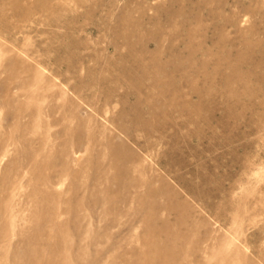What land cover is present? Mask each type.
I'll use <instances>...</instances> for the list:
<instances>
[{
    "label": "rangeland",
    "instance_id": "obj_1",
    "mask_svg": "<svg viewBox=\"0 0 264 264\" xmlns=\"http://www.w3.org/2000/svg\"><path fill=\"white\" fill-rule=\"evenodd\" d=\"M0 264H264V0H0Z\"/></svg>",
    "mask_w": 264,
    "mask_h": 264
},
{
    "label": "bare ground",
    "instance_id": "obj_2",
    "mask_svg": "<svg viewBox=\"0 0 264 264\" xmlns=\"http://www.w3.org/2000/svg\"><path fill=\"white\" fill-rule=\"evenodd\" d=\"M148 40H146V44H148V43H150V42H152L151 40H150V37H148L147 38ZM120 150V149H119ZM118 154H120V153H116V156H119ZM115 160H114V162L113 163H111V165L110 166H114L115 165ZM119 177V175L117 174L116 176H114V177H112V179L114 178V179H117ZM111 178V177H110ZM109 178V179H110ZM111 182V181H110ZM118 186V185H117ZM127 189V188H126ZM41 205V204H40ZM48 212H49V214L51 213V211H50V209L48 210ZM142 221H144V223L147 225V226H150L152 229L153 228H156V226L153 224V220L149 217V215H146L144 218H142ZM154 230V229H153ZM63 235V234H62ZM155 240H153L152 242H154ZM159 243V242H158ZM151 244V243H150ZM152 245V244H151ZM153 246V245H152ZM57 248H58V246H57ZM55 249V248H54ZM155 249V248H154ZM56 250V249H55ZM155 250H158V244H157V246H156V249Z\"/></svg>",
    "mask_w": 264,
    "mask_h": 264
}]
</instances>
